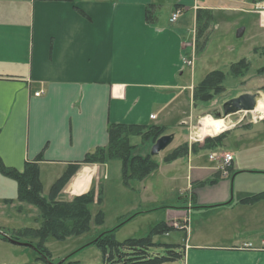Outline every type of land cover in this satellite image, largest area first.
Wrapping results in <instances>:
<instances>
[{"label":"crops","instance_id":"crops-1","mask_svg":"<svg viewBox=\"0 0 264 264\" xmlns=\"http://www.w3.org/2000/svg\"><path fill=\"white\" fill-rule=\"evenodd\" d=\"M249 2L264 25V0H0L1 159L18 169L37 160L43 192L44 175L51 179L49 193L78 163L61 199L93 184L99 189L103 178L110 179V161L82 160L108 144L110 123H166L186 102L193 114L186 73L194 67L184 56L196 54L198 9L233 10ZM176 147L158 161L174 181L181 179L179 198L161 221L183 222L174 230L183 232L184 242L182 255L163 263L264 264V198L241 200L264 191V119L226 131L222 145L209 148V157L218 158L213 165L203 161L208 148L194 150L191 143L186 155L165 161ZM223 151L233 155L229 163L211 157ZM148 176L138 180L144 194L160 187L146 183ZM119 177L122 188L141 189L134 180L125 182L122 167ZM15 198L18 182L0 170V205ZM159 235L154 240L164 243Z\"/></svg>","mask_w":264,"mask_h":264},{"label":"rangeland","instance_id":"rangeland-1","mask_svg":"<svg viewBox=\"0 0 264 264\" xmlns=\"http://www.w3.org/2000/svg\"><path fill=\"white\" fill-rule=\"evenodd\" d=\"M240 5L241 8L233 10H214V20L211 22V28L207 34L205 48L201 51L197 50V36L194 39L195 60L193 66H191L194 67L193 73L190 72L189 68L186 73L187 84L193 83L194 90L195 86L208 72L214 69H222L225 73L224 89L214 94L209 100H196L193 91V114L188 115L190 107L186 102L185 106L183 105L182 109L177 112V117H171L170 120L164 123L168 127L165 133L173 132L175 138L166 149L154 155V159L157 161L160 162L163 154L184 142L203 146L207 144L208 138H216L236 126L249 125L264 119V117H261L264 113L259 116L258 113L255 114L252 110L237 111L227 117L218 116L219 111L223 112V103L232 97L247 91L259 92V95H264V69H262L264 67V50H262L264 48V25L261 23L260 14L257 11L255 12V9H251L253 5L250 2ZM205 15L206 12L203 13V16ZM208 17H210V14ZM242 27H244V31L241 35H238V30ZM258 46L263 48L260 47V50L255 52L254 47ZM242 57H248L251 60V65L243 75L236 76L232 72L231 64ZM188 91L189 89H187ZM206 115H211L216 119L226 118L229 126L212 134L195 135V129L202 123L203 117ZM182 117H185V119L180 123ZM152 123H158V120H152ZM132 140L138 143L134 152L151 153L154 142L151 143V140L142 141L140 136H134ZM233 141V136L230 135L229 142L233 143ZM203 150H206L203 152V161L210 165L215 164L218 158L211 159L209 157V152H211L209 148ZM223 152L226 153V151ZM261 156L264 158V150ZM109 164L111 165L109 169L110 179L108 181L103 178L100 182L101 195L98 194V189L93 184L96 189V200L89 205L93 215L90 228L80 234L69 235L65 239H58L50 235L42 241L49 248L56 261L78 250L74 253L72 260L79 261V264L101 263L103 261L101 249L95 244H88L97 234L121 224L115 230V236L118 240H124L131 236L148 235L157 222L166 219V210L169 209L167 206L176 204L173 199L176 198L177 201L179 197L175 194V187L181 188V179L174 181L171 178L170 170L165 167L166 163L159 164L158 168L146 178V183L155 181L160 186L154 192H152L153 189L150 186V194H144L142 184L138 180L134 181H136V186L141 187L140 190L125 186L122 188V183L119 182L121 180L119 177L122 167L121 160L114 159ZM160 165L161 168L159 169ZM44 174H46V171ZM49 180H51L49 174L44 175L47 187L43 194L47 197H49ZM118 182L119 184H117ZM57 197L60 198V195ZM143 197L145 198L144 202L141 200ZM100 209L103 210L105 216L102 224H98L94 220ZM135 212L138 213L127 221H122ZM41 222L42 214L35 204L27 201L21 202L18 198H15L14 201H8L5 205H0V234L19 235V240L23 242L16 243L0 235V264H22L37 260L38 251L36 246L41 238L34 234H22L18 231L25 230L28 227L38 228ZM158 238L163 242L180 244L184 242V234L181 230H174L168 234L160 233ZM154 250L161 251L163 246L154 247ZM39 262L40 264H46L43 260ZM163 264H170V262Z\"/></svg>","mask_w":264,"mask_h":264},{"label":"trees","instance_id":"trees-1","mask_svg":"<svg viewBox=\"0 0 264 264\" xmlns=\"http://www.w3.org/2000/svg\"><path fill=\"white\" fill-rule=\"evenodd\" d=\"M205 12L206 15L203 16ZM209 14L210 17H208ZM214 15L212 9H198L197 50L201 51L205 48L208 38L207 34L211 28V22L214 20ZM260 47H254L255 52H258ZM250 65L251 60L248 57H242L231 64V69L234 75H243ZM224 78L225 73L222 69H214L208 72L193 90L195 99L209 100L214 94L221 92L224 89ZM261 117H264V115ZM167 128L164 123H110L108 127V144L99 146L95 150L88 152L82 162L105 163L114 159H120L122 162V175L126 183H129L130 180H142L158 168L159 162L153 158L150 152L146 154L134 152L138 143L134 142L132 137L140 136L142 141L151 140V143H153L159 136L165 133ZM223 136L224 134L218 135L216 138H208L207 144L203 146L192 144V147L194 150H198L199 148L221 146ZM188 150L189 143L184 142L167 154L165 161H171L179 156H184ZM78 168V163L69 165L64 173L53 182L49 197H47L43 194V183L40 178V168L37 160L28 161L23 169H18L6 165L0 157V170L2 173L13 177L18 182L19 199L35 204L42 214V222L38 228L28 227L25 230L18 231L22 234H34L41 238L36 246L38 251L37 260L22 264H40V260H43L46 264H79V261L72 260L74 253L78 250L56 261L49 248L42 242L50 235L58 239H65L69 235L80 234L88 230L92 224L93 215L89 205L96 200V189L94 186L88 192L75 195L71 199H60L57 197ZM98 194H102L100 186ZM261 198H264V191L244 197L241 200L244 202H254ZM136 213L125 217L122 221H127ZM104 218V212L100 209L94 220L96 223L102 224ZM120 225L101 231L88 243L97 245L102 251L103 261L95 264H161L165 261L175 260L182 255L181 244L159 243L153 238L155 234L177 229L172 222L160 221L153 226L148 235L131 236L124 240H118L115 236V230ZM1 236L9 239L6 234H2ZM12 237L19 239V235ZM156 246H163V250L155 251L154 247Z\"/></svg>","mask_w":264,"mask_h":264},{"label":"water","instance_id":"water-1","mask_svg":"<svg viewBox=\"0 0 264 264\" xmlns=\"http://www.w3.org/2000/svg\"><path fill=\"white\" fill-rule=\"evenodd\" d=\"M244 27L238 30V35H241ZM259 92H243L240 95L232 97L223 103V112H218V116L227 117L229 114L237 111H251L256 108ZM175 134L165 133L159 136L151 147V154L156 155L165 149L174 140ZM8 236V235H7ZM9 240L16 243H23L17 238L8 236Z\"/></svg>","mask_w":264,"mask_h":264},{"label":"bare ground","instance_id":"bare-ground-1","mask_svg":"<svg viewBox=\"0 0 264 264\" xmlns=\"http://www.w3.org/2000/svg\"><path fill=\"white\" fill-rule=\"evenodd\" d=\"M264 21V19H263ZM260 116L264 113V95H259L257 100V105L254 110H252ZM253 113V112H252ZM229 126V123L226 118H214L211 115H206L203 117L202 123L195 129V135H203L205 133H215L219 130ZM209 135V134H208ZM206 136V135H205ZM204 136V137H205ZM203 138V137H201Z\"/></svg>","mask_w":264,"mask_h":264},{"label":"built area","instance_id":"built-area-1","mask_svg":"<svg viewBox=\"0 0 264 264\" xmlns=\"http://www.w3.org/2000/svg\"><path fill=\"white\" fill-rule=\"evenodd\" d=\"M180 12H181V10L180 9H177L173 13L172 19L175 20L179 16ZM194 58H195L194 54H192V55H186V56H184V63L187 66H190L191 67L194 64V60H195ZM36 94H40V91H37ZM150 116H151V118H156L157 117V114L152 113ZM211 157H221L220 159H222L225 163H229L232 160L233 155L231 153H229V152L223 153L221 155L217 154L216 152H213L211 154ZM171 222L176 227H183V222H181V221L172 220ZM245 246H252V243L251 242H247V243H245Z\"/></svg>","mask_w":264,"mask_h":264}]
</instances>
